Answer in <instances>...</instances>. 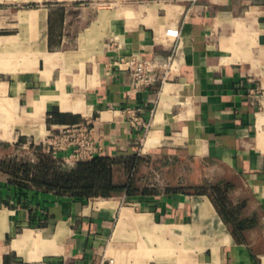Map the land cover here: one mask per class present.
<instances>
[{"label":"crops","instance_id":"0c3cea01","mask_svg":"<svg viewBox=\"0 0 264 264\" xmlns=\"http://www.w3.org/2000/svg\"><path fill=\"white\" fill-rule=\"evenodd\" d=\"M133 52L157 77L134 92L113 64ZM81 123L101 154L195 162L176 183L219 185L222 211L187 191L25 198L0 171V264H264V0H0V161Z\"/></svg>","mask_w":264,"mask_h":264},{"label":"trees","instance_id":"16d2710c","mask_svg":"<svg viewBox=\"0 0 264 264\" xmlns=\"http://www.w3.org/2000/svg\"><path fill=\"white\" fill-rule=\"evenodd\" d=\"M157 160H153L150 165L156 166ZM150 161V157L137 154L118 157L100 154L79 161L71 167H59L54 161L45 158L37 163H28L15 161L10 156L0 161V171L7 175L8 185L25 198L47 192L88 199L119 194L154 196L187 191L214 195L217 198L215 203H219L217 208L219 212L222 211L221 204L224 203V197L219 185H189L180 182L160 185L155 180L157 171L154 168H149L151 169L149 175L152 178L141 173V166L149 165ZM159 161L163 165H168L165 159Z\"/></svg>","mask_w":264,"mask_h":264},{"label":"built area","instance_id":"2783aa9c","mask_svg":"<svg viewBox=\"0 0 264 264\" xmlns=\"http://www.w3.org/2000/svg\"><path fill=\"white\" fill-rule=\"evenodd\" d=\"M168 34L175 38L180 36V32L176 29H169ZM172 62V56H169L168 59L161 63V66L169 70ZM113 64L118 67H123L124 65L127 67L130 74V90L132 92L147 89L157 80V77L152 72L150 62L136 52L116 57ZM161 79L164 81L165 75ZM260 91L261 87L256 86L251 88L249 93L251 95H259ZM133 112L132 109L125 110L127 115H133ZM135 118L138 120L137 117ZM138 122L140 123V121ZM143 126L147 128L148 124L143 123ZM31 144L33 142L28 141L24 146ZM42 146L44 151L50 153L62 167H71L79 161L91 159L100 155L103 149L97 143L89 123L68 126L57 133L48 134L46 140L42 142Z\"/></svg>","mask_w":264,"mask_h":264},{"label":"rangeland","instance_id":"374dc122","mask_svg":"<svg viewBox=\"0 0 264 264\" xmlns=\"http://www.w3.org/2000/svg\"><path fill=\"white\" fill-rule=\"evenodd\" d=\"M27 142H22L19 145L14 146V150L12 153V157L15 159V161H26L30 163H37L40 160H43L44 158L46 160H52L54 163L61 167V164L47 151L45 152L42 146V143H33L28 146H24V144ZM156 159V158H155ZM155 159H151L149 162V165H143L141 166V173L143 175H149V172L151 169L149 168H154L157 171L158 176L155 178L160 185H166V184H172L175 183L177 178L178 179H183L185 176H189L192 180L197 179L198 174L197 170V164L193 161H185V160H176L175 162H172V164L169 165H163L157 160V163L155 164L156 166L150 165L151 162ZM159 167V168H156ZM196 173V174H195ZM150 176V175H149ZM150 178H152L150 176ZM189 178V180H190Z\"/></svg>","mask_w":264,"mask_h":264}]
</instances>
